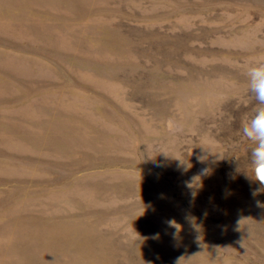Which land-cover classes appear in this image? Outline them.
I'll return each instance as SVG.
<instances>
[{"label":"rangeland","instance_id":"rangeland-1","mask_svg":"<svg viewBox=\"0 0 264 264\" xmlns=\"http://www.w3.org/2000/svg\"><path fill=\"white\" fill-rule=\"evenodd\" d=\"M262 59L264 0H0V264H264Z\"/></svg>","mask_w":264,"mask_h":264},{"label":"clouds","instance_id":"clouds-1","mask_svg":"<svg viewBox=\"0 0 264 264\" xmlns=\"http://www.w3.org/2000/svg\"><path fill=\"white\" fill-rule=\"evenodd\" d=\"M246 76L248 79L247 95L256 101L257 107L253 115L243 122L242 134L255 144L251 153L253 180L264 186V59L250 64ZM242 102L247 104L248 101L243 100ZM208 171L207 168L202 169L201 175L207 174ZM257 203L260 206L259 202ZM169 223L173 224L172 221Z\"/></svg>","mask_w":264,"mask_h":264}]
</instances>
